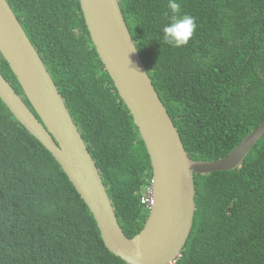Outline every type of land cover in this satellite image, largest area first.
Instances as JSON below:
<instances>
[{
    "label": "trees",
    "instance_id": "trees-1",
    "mask_svg": "<svg viewBox=\"0 0 264 264\" xmlns=\"http://www.w3.org/2000/svg\"><path fill=\"white\" fill-rule=\"evenodd\" d=\"M7 1L79 127L120 225L135 237L150 216L153 167L80 0ZM178 2L197 23L179 49L162 39L168 0H120L190 159L216 161L264 124V0ZM0 72L32 106L1 52ZM195 184L194 226L176 264H264V137L239 169L195 175ZM0 264H127L106 248L60 165L1 98Z\"/></svg>",
    "mask_w": 264,
    "mask_h": 264
},
{
    "label": "water",
    "instance_id": "water-1",
    "mask_svg": "<svg viewBox=\"0 0 264 264\" xmlns=\"http://www.w3.org/2000/svg\"><path fill=\"white\" fill-rule=\"evenodd\" d=\"M80 2L99 57L131 111L150 155L153 207L144 229L133 238L126 236L79 127L7 0H0V52L32 106L1 72L0 98L61 165L95 217L105 246L113 255L127 264H176L194 226L195 175L239 169L264 137V124L224 158L191 160L153 85L120 0Z\"/></svg>",
    "mask_w": 264,
    "mask_h": 264
},
{
    "label": "clouds",
    "instance_id": "clouds-1",
    "mask_svg": "<svg viewBox=\"0 0 264 264\" xmlns=\"http://www.w3.org/2000/svg\"><path fill=\"white\" fill-rule=\"evenodd\" d=\"M167 7L170 10L172 15L170 17V22L168 24H166L163 27V29H162V32H163V37H162L163 43L166 44V45H169V46H171L173 48H178V49L186 47L189 44V42L192 40V38H193V36H194V34H195L196 30H197L196 20L190 14H183V15L180 14L181 4L178 2V0H168ZM132 48L136 49V47L133 44V42H132ZM56 162H57V160H56ZM60 167H61V165H60ZM71 184L73 185L72 182H71ZM147 195H150V203L151 204L149 206L145 201H144V204L147 206V208L151 212L152 207H153L152 189L151 188L147 192Z\"/></svg>",
    "mask_w": 264,
    "mask_h": 264
},
{
    "label": "rangeland",
    "instance_id": "rangeland-1",
    "mask_svg": "<svg viewBox=\"0 0 264 264\" xmlns=\"http://www.w3.org/2000/svg\"><path fill=\"white\" fill-rule=\"evenodd\" d=\"M145 202L150 206V195L146 196Z\"/></svg>",
    "mask_w": 264,
    "mask_h": 264
},
{
    "label": "built area",
    "instance_id": "built-area-1",
    "mask_svg": "<svg viewBox=\"0 0 264 264\" xmlns=\"http://www.w3.org/2000/svg\"><path fill=\"white\" fill-rule=\"evenodd\" d=\"M151 204V203H150Z\"/></svg>",
    "mask_w": 264,
    "mask_h": 264
}]
</instances>
